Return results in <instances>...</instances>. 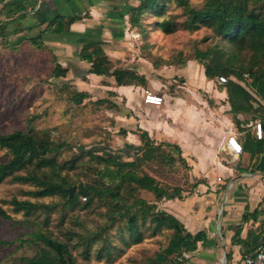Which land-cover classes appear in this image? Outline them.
Returning <instances> with one entry per match:
<instances>
[{"label": "trees", "instance_id": "1", "mask_svg": "<svg viewBox=\"0 0 264 264\" xmlns=\"http://www.w3.org/2000/svg\"><path fill=\"white\" fill-rule=\"evenodd\" d=\"M37 2L11 0L5 3L0 10V16L5 18L0 23L2 40L8 41L5 31L10 22H23L15 27L13 34L25 31L30 34L33 29L46 24L39 35L21 40H27L35 48L41 49L44 32L66 33L79 18L61 15L41 17L39 9H36ZM166 3L167 0H140L127 13L129 28L136 29L144 37L147 30L143 20L146 14L151 13L158 18L154 22L155 28L166 36L177 31H206L208 34L193 48L192 60L202 67L208 81L220 76L227 79L221 88L226 92L231 114L260 113L264 118V0H202L198 5H192L189 0H175V6L182 10V21H177L175 15L166 18ZM78 58L88 64L87 70L82 73L83 78L88 74L113 78L116 86L145 87L147 84L143 75L127 68L113 67L102 42L84 44ZM53 62L51 77L65 78L67 69L55 60ZM180 63L172 62L177 66ZM86 96L84 92H73L72 100L80 104ZM104 102L100 100L98 104ZM139 138L142 145L130 149L132 154H126L130 159L127 161L83 147H78L71 159L59 161L57 155L66 144L52 141L48 131L29 127L26 131L0 135V149L8 155L7 162L0 163V185L6 180L30 184L34 186L30 191L34 198L58 197L63 200L62 211L65 208L86 210L94 203L104 208L102 216L105 223L98 230L85 235L74 233L65 241L43 231L40 224L32 219V215L38 211L48 213L51 209L49 205L15 198L2 202L10 205L15 213H22L24 219L13 220L0 206L1 219L16 224L27 223L31 230L23 243L33 253L19 258L18 264H78L72 254L75 247L70 245L75 236L84 245L82 255L85 260L89 258L93 245L99 243L97 259L105 256L108 262L112 261V250L117 253L123 251L110 245L107 238V232L114 227L124 248L141 244L147 235L155 236L168 231L170 235L166 246L155 253L148 264H185V256L195 251L197 243L204 241L206 235L204 232L191 234L176 217L159 208L162 201L181 200L182 190L159 183L143 167L152 164L173 168L177 162L185 167L187 165L177 145L165 142L155 144L147 139L145 132H140ZM248 146L244 149L247 150ZM250 146L252 149L248 150L252 156L261 153L264 151V139L251 142ZM84 158L87 159L84 161ZM70 172H76L75 176L82 174L86 180L73 179ZM70 187H75L71 197L66 192ZM139 192L151 193L154 201L147 202L139 197ZM81 197L83 202L80 201ZM42 223L48 226L47 216Z\"/></svg>", "mask_w": 264, "mask_h": 264}, {"label": "rangeland", "instance_id": "2", "mask_svg": "<svg viewBox=\"0 0 264 264\" xmlns=\"http://www.w3.org/2000/svg\"><path fill=\"white\" fill-rule=\"evenodd\" d=\"M9 1L11 0H0V10ZM201 1L189 0L192 5H198ZM166 4L168 6L166 18L170 19L175 15L178 17L177 21H182V10L175 6V0H167ZM2 21H5V18L0 16V23ZM155 21H158V18L153 14L145 15L143 22L147 33L144 37L140 36L136 29L129 28L131 32L129 43L132 45L125 46L126 53H120L118 60H115L112 66L124 69L131 64L141 65V73L150 80V91L175 96H181V91L185 92L190 107L197 109L202 119L205 117L209 119V123L220 127L214 115L207 112V109L213 107L208 95L194 87V83L198 80V72L203 77L204 73L202 67L192 60L193 48L208 33L204 30L194 33L177 31L166 36L155 28ZM22 23L10 22L7 25L5 31L8 34L7 42L2 40L0 35V135L18 130L26 131L29 127L37 131H48L52 141L66 144L57 155L59 161L71 159L77 153L78 147L115 155L122 160H130L126 154H132L130 149L142 145L139 138L142 130L138 126L136 129L132 126L133 131L123 128L122 120H119L124 113L123 105L116 99V93L101 88L115 85L108 84V80H103L102 85L97 82L93 86H90L88 80L70 83L67 81L72 78L71 72L62 79L52 78L53 61L59 63L62 57L56 55L49 46L44 45L42 38L41 49L35 48L27 40L21 41L25 37L39 35L37 30L31 31L30 34L26 31L22 34H13L15 27ZM176 61H180L181 65L172 64ZM210 81L215 87L221 88L215 79ZM141 88L138 94L143 97L147 85ZM186 88H189V92L185 90ZM73 92H84L87 96L80 104H75L72 100ZM100 100L105 102L98 104ZM205 103L208 107L204 112L202 110ZM174 113L179 117L181 107L174 110ZM128 115L127 121L130 119ZM128 132L138 137V146L126 141L129 137ZM147 139L149 140L148 137ZM172 154L175 155L173 152ZM216 154L222 161H226L220 147ZM184 155L183 153L182 157ZM86 159L84 158V161ZM7 160L6 151L0 149V163H5ZM143 170L159 183L169 188L181 189L182 199L199 193L222 194L229 190L227 182L209 185L202 178L194 176L196 174L194 166L185 167L179 162L173 168L149 164L144 166ZM75 173L70 172L69 175L73 179L86 180L82 174L75 176ZM33 189L34 186L30 184L6 180L0 185V206L13 220L21 221L24 219L23 214L15 213L10 205L2 202L15 198L49 205L51 209L48 213L38 211L32 215V219L40 224L43 231L65 241L74 233L85 235L95 232L105 223L102 216L104 208L101 205L94 203L86 210L65 208L62 211L63 200L58 197L34 198L30 195ZM139 197L147 202L154 201V196L148 192H139ZM80 201H84L83 197ZM160 204L158 206L161 209ZM45 216L48 217V226L42 223ZM30 231L27 223L16 224L0 218V241L4 243L0 245V264H18L19 258L32 255V249L23 243ZM169 235L168 231H162L155 236L147 235L141 244L124 248L114 227L107 232V238L110 245L117 246L123 251L117 253L112 250L114 258L109 262L105 256L97 259L99 243L93 245L87 260L82 255L84 245L76 236L72 238L70 245L75 247L72 254L78 264H148L155 253L166 246Z\"/></svg>", "mask_w": 264, "mask_h": 264}, {"label": "crops", "instance_id": "3", "mask_svg": "<svg viewBox=\"0 0 264 264\" xmlns=\"http://www.w3.org/2000/svg\"><path fill=\"white\" fill-rule=\"evenodd\" d=\"M139 1L38 0L36 9H39L41 17H79L66 33L53 34L46 31L42 35L44 45L62 57L59 61L61 67L67 69V73H72L71 80L67 82L75 84L88 80L90 86H93L94 83L102 85L103 80H108V84L115 85L113 78L92 74L83 78L82 73L87 70L88 64L79 60L78 52L86 43L102 42L111 63L118 60L120 53L125 52V46L132 45L129 43L131 32L127 13ZM45 27L46 24L33 30L39 34ZM132 66H125L124 69L143 75L141 65ZM197 78L194 87L207 94L213 105L207 109L205 103L202 111L207 109V112L213 114L221 128L209 123L205 117L202 119L201 113L190 107L185 92L181 91V96L158 94L163 98V103L155 107L142 102L138 94L141 86L115 85L101 88L116 93V99L123 105L124 113L119 120H122L124 129L133 131L132 126L135 129L138 126L155 144L165 142L177 145L185 154L183 159L186 165L195 167L194 176L202 178L205 183H228L229 190L226 193H199L181 200L161 202V209L176 217L188 232H204L206 235L204 241L197 243L196 250L185 256V264H241L244 256L254 253L262 240L264 229V151L253 156L249 151L252 149L251 142L264 139V135L260 140L256 139L253 130L254 121L261 120L264 123V118L260 113L234 116L230 113L225 90L215 87L199 72ZM145 79L146 90L150 91V80ZM185 90L189 92V88ZM179 107L181 115L177 117L174 110ZM127 114L130 117L128 121ZM228 127L238 133L243 148L238 158L231 157L222 149ZM128 133L126 141L138 146V137ZM246 145H249L247 150L244 149ZM219 147L226 161H222L216 154Z\"/></svg>", "mask_w": 264, "mask_h": 264}, {"label": "built area", "instance_id": "4", "mask_svg": "<svg viewBox=\"0 0 264 264\" xmlns=\"http://www.w3.org/2000/svg\"><path fill=\"white\" fill-rule=\"evenodd\" d=\"M226 81L227 79L223 76L216 79V83L219 85L225 84ZM240 85L243 86L242 83H240ZM142 102L145 105L159 107L163 103V98L156 93L145 90L143 92ZM253 130L256 139L260 140L264 135V123L261 120L254 121ZM225 132L226 137L222 149L231 157L238 158L243 152L242 145L238 139V133L233 131L231 127H228ZM241 264H264V229L262 231V240L257 245L254 253L244 256Z\"/></svg>", "mask_w": 264, "mask_h": 264}, {"label": "water", "instance_id": "5", "mask_svg": "<svg viewBox=\"0 0 264 264\" xmlns=\"http://www.w3.org/2000/svg\"><path fill=\"white\" fill-rule=\"evenodd\" d=\"M74 191H75V187H70L66 189V192L69 194L70 197L73 195Z\"/></svg>", "mask_w": 264, "mask_h": 264}]
</instances>
